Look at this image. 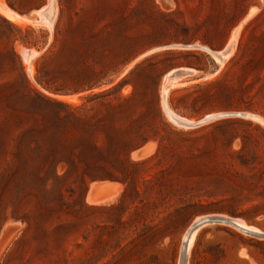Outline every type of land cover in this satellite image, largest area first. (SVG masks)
Returning a JSON list of instances; mask_svg holds the SVG:
<instances>
[{"label":"rangeland","instance_id":"1","mask_svg":"<svg viewBox=\"0 0 264 264\" xmlns=\"http://www.w3.org/2000/svg\"><path fill=\"white\" fill-rule=\"evenodd\" d=\"M56 2L0 0V264H180L207 215L264 231V0ZM166 90L187 119L253 115L179 125ZM91 152L87 187L46 164ZM189 264H264V238L206 224Z\"/></svg>","mask_w":264,"mask_h":264},{"label":"bare ground","instance_id":"2","mask_svg":"<svg viewBox=\"0 0 264 264\" xmlns=\"http://www.w3.org/2000/svg\"><path fill=\"white\" fill-rule=\"evenodd\" d=\"M56 0H49V5L46 9L43 8L41 14L44 18H46L47 22H51L54 17H55V14H56V10H57V6H56ZM9 7H3L0 3V11H2L7 18H9L10 20H13V21H18L20 19V16L15 13L14 11L7 9ZM1 12V13H2ZM22 17V16H21ZM45 20V19H44ZM45 20V21H46ZM23 23V22H21ZM53 23V22H52ZM51 23V24H52ZM50 25V24H48ZM52 26V25H51ZM235 37V36H234ZM233 37V38H234ZM236 39V38H234ZM232 41V40H231ZM235 41V40H234ZM235 44V42H234ZM229 45V44H228ZM205 47V46H204ZM228 47V46H227ZM234 48V47H233ZM205 49H207L209 52L215 54L216 57H219L222 58L223 56V53H219V52H215V51H212L211 49L205 47ZM227 50V49H226ZM233 50V49H232ZM228 53V52H227ZM33 55L35 56V54L33 53ZM24 58H26V62H28L29 64V60H30V51H24ZM33 56V57H34ZM32 57V58H33ZM225 59V57H224ZM222 62V61H221ZM30 67H31V63H30ZM189 71V70H188ZM187 71H179L176 73V75L179 77H181V75L184 73H186ZM174 73V71H173ZM175 75V74H174ZM172 77V76H171ZM179 77V78H180ZM173 78V77H172ZM171 79V78H170ZM173 80H176V79H173ZM168 83V82H167ZM170 84V82H169ZM167 90L164 92V102H165V108H166V112L167 114L170 116V118H172L175 122L179 123V125H185V126H189V124L191 123H194L196 122V120H193V119H187L185 117H182L180 115H178L176 112H174L167 104ZM68 98V97H67ZM164 105V104H163ZM236 115H241V116H250L252 117L253 114L251 113H247V112H220V113H216V114H210V115H207V117H210V118H213V119H218V118H222V117H229V116H236ZM212 121V120H211ZM210 122V121H209ZM210 216H223L225 218H228V219H231L232 222H235V225L236 227H238L239 229H248V230H253L250 226H248L243 220L241 219H236V218H233V217H227V216H224V215H207V216H203V217H199L197 218L192 224L191 226L188 228V230L186 231L185 233V236H184V241H187L189 243V251H190V248H191V245L193 243V240H194V237H195V234L197 233V230L199 228H201L202 226L201 225H198V223L202 220V219H205L207 217H210ZM222 223H226V222H222ZM228 225H233L231 223H227ZM255 229V227H254ZM259 231V230H258Z\"/></svg>","mask_w":264,"mask_h":264},{"label":"trees","instance_id":"3","mask_svg":"<svg viewBox=\"0 0 264 264\" xmlns=\"http://www.w3.org/2000/svg\"><path fill=\"white\" fill-rule=\"evenodd\" d=\"M96 157L97 154L92 152L76 153L74 155H67L66 153H59L54 155L50 154L46 158V164H50L53 161L54 163H56V165L66 163L67 167H64L63 174H56L55 178L59 180L75 175L76 178L87 187L90 181L96 180L98 178L96 174L99 170L100 165ZM46 172L47 171H45V173ZM37 176L43 181L45 179H48V176L46 174L40 172H38Z\"/></svg>","mask_w":264,"mask_h":264},{"label":"water","instance_id":"4","mask_svg":"<svg viewBox=\"0 0 264 264\" xmlns=\"http://www.w3.org/2000/svg\"><path fill=\"white\" fill-rule=\"evenodd\" d=\"M213 121L215 119L210 118V117H203L202 119L189 124L190 127H196L203 125L205 123H208L209 121ZM231 223L235 225V222H232L231 219L225 218L223 216H210L205 219H202L198 225L204 226L209 223ZM241 231H244L245 233L258 237V238H264V231H255V230H248V229H242ZM180 264H189V243L187 241L183 242L182 248H181V255H180Z\"/></svg>","mask_w":264,"mask_h":264},{"label":"crops","instance_id":"5","mask_svg":"<svg viewBox=\"0 0 264 264\" xmlns=\"http://www.w3.org/2000/svg\"><path fill=\"white\" fill-rule=\"evenodd\" d=\"M57 15V14H56ZM56 17V16H55ZM54 20H55V18H54Z\"/></svg>","mask_w":264,"mask_h":264}]
</instances>
